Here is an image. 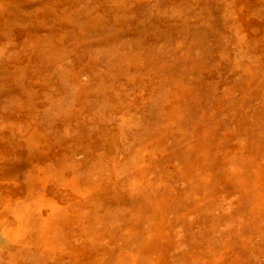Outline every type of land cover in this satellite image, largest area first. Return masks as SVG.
Returning <instances> with one entry per match:
<instances>
[{
    "label": "rangeland",
    "instance_id": "rangeland-1",
    "mask_svg": "<svg viewBox=\"0 0 264 264\" xmlns=\"http://www.w3.org/2000/svg\"><path fill=\"white\" fill-rule=\"evenodd\" d=\"M0 264H264V0H0Z\"/></svg>",
    "mask_w": 264,
    "mask_h": 264
}]
</instances>
